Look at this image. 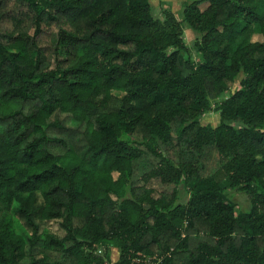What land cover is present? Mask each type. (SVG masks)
Wrapping results in <instances>:
<instances>
[{"label": "trees", "instance_id": "trees-1", "mask_svg": "<svg viewBox=\"0 0 264 264\" xmlns=\"http://www.w3.org/2000/svg\"><path fill=\"white\" fill-rule=\"evenodd\" d=\"M108 246L113 264H264V0H191L180 21L149 0H0V264H105Z\"/></svg>", "mask_w": 264, "mask_h": 264}, {"label": "rangeland", "instance_id": "rangeland-1", "mask_svg": "<svg viewBox=\"0 0 264 264\" xmlns=\"http://www.w3.org/2000/svg\"><path fill=\"white\" fill-rule=\"evenodd\" d=\"M191 0H149V3L152 7V13L155 17L160 18L161 12L163 10H168L170 13L174 15L176 20L182 19V10L186 4H188ZM206 6L205 3H201L198 5V8L202 10ZM181 29H182V41L187 49L186 55H189L191 60H194V53L192 49V44L198 40V36L193 33L184 23L181 22ZM251 41H260L261 38L258 34H253L251 36ZM238 82V80L236 81ZM238 89L237 83L233 86V88L229 91H234ZM229 92H224L223 94L219 95L215 100L209 101V110L203 113L201 117V124L202 125H210L214 127L218 122V114L215 112L216 106L224 99L229 96ZM177 190V197L180 203H184L186 200V191L181 186L178 185L176 187ZM225 196L235 205V210L239 212H244L248 209V201L244 197L243 194L227 190L225 191ZM55 226L52 224L50 225V229L54 230ZM105 248V256L104 261L105 264H113L117 259V251L113 247H104ZM103 248H100L98 253L103 254Z\"/></svg>", "mask_w": 264, "mask_h": 264}, {"label": "built area", "instance_id": "built-area-1", "mask_svg": "<svg viewBox=\"0 0 264 264\" xmlns=\"http://www.w3.org/2000/svg\"><path fill=\"white\" fill-rule=\"evenodd\" d=\"M159 259L156 256L136 257L130 264H157Z\"/></svg>", "mask_w": 264, "mask_h": 264}]
</instances>
